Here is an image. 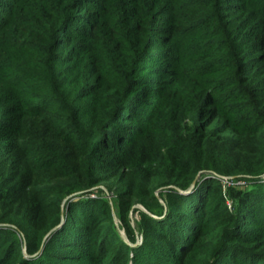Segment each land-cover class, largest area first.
Listing matches in <instances>:
<instances>
[{"label": "trees", "instance_id": "1", "mask_svg": "<svg viewBox=\"0 0 264 264\" xmlns=\"http://www.w3.org/2000/svg\"><path fill=\"white\" fill-rule=\"evenodd\" d=\"M228 135L261 139L257 157L217 152ZM134 168L184 191L202 173L191 194H166L164 219L135 210V264H264V0H0V264H64L62 230L49 234L76 193L81 242L119 254L73 258L120 264L130 248L102 234H118L111 207L82 197L106 184L135 242Z\"/></svg>", "mask_w": 264, "mask_h": 264}, {"label": "rangeland", "instance_id": "2", "mask_svg": "<svg viewBox=\"0 0 264 264\" xmlns=\"http://www.w3.org/2000/svg\"><path fill=\"white\" fill-rule=\"evenodd\" d=\"M169 70H170V67H169L168 62L163 61L162 65L158 69V79H161L164 76V72L166 73V71H169ZM131 124L133 123L131 122ZM135 125H138V124L135 123ZM259 137H261V133H259ZM227 138H228V141H221V142L214 143L215 148H217L216 150L217 152L221 153V149H223L222 151L224 152L225 156H230V155H233L234 153L241 154V155H246L249 153L251 157L253 158L257 157L256 150H258L259 146L261 145V142H260L261 139H258L256 137V140H253L252 142H250L249 145H247L246 147L241 146V148L240 147L238 148L239 142H237L236 139H234L231 135H228ZM142 173L143 172L141 168H136V169L134 168V171L130 173L132 179H135V180L138 179L142 181V184H141L142 199L138 201V203L134 204L133 208L129 212L131 224L134 230L136 231V241L135 242H132L129 239L125 229L123 228V223L121 222L118 216L119 203H118L117 195L115 194V192H112L111 190H109L106 184L104 183L99 184L94 189H92L91 192L86 193L82 197V198L90 197V199L102 198L103 200H106L109 206L111 207L112 214L114 217V222L116 225V231L118 232V234L115 233V231L112 228H110L109 224L107 223L104 225V228H102V234H104V238L108 241V243H111L113 245H116L117 243L116 239L118 237H121L124 240V242H126V244L128 245V248H130L129 256L126 257L125 259H122L120 264H135L134 262L135 257L136 255L139 254L138 251L141 253V251L144 249L143 244L145 241V235L140 231L141 217L138 212H135V210L139 209L141 212L149 214L150 217H153L154 219H158V220L164 219L170 212V208L166 200V194L169 193L174 186L168 185V184L164 186L158 185L160 182H163V181L161 180L160 177H157V176L154 178H151L149 180L150 183L148 184V181L144 178V174ZM199 175L201 179L202 173H200ZM258 177L260 178V180L264 181V173L257 176L256 178ZM207 178H209V180L211 181L220 180L226 186H234V187H239V188H242V187L244 188L246 186L245 188L252 189L250 187L251 182L245 180L249 178L241 177L240 175H234L232 177H227V176L214 172V173H211V175L208 176ZM153 187L157 188L154 191V197H155L154 201L156 200V203H153V199L151 200V197L153 195L151 194V189H153ZM174 188L176 192L185 194L183 193L184 190L177 188V187H174ZM184 192H187L186 194L192 193L189 190L184 191ZM80 196L82 195L80 194ZM73 200L70 199L69 202ZM144 202H147V204L154 206L156 213L150 212L146 208V204H144ZM231 205H232V202H230V206ZM67 207L68 205L65 203L62 205V214H63L62 222L57 226L59 228L56 231H53V230L57 227H55L49 234L50 236L53 233L62 230L61 231L62 234H60L57 238L58 240L57 242L59 246L55 250L59 258V261L64 264H79L73 257L75 258L80 257L82 259L81 261H83V259H86L89 256L90 258H92V256H96L100 259H105V260L111 259L113 257H117L119 253L116 250H114L113 252L111 251L112 248L102 246V243L100 242H98L97 247L95 248L94 243L91 240V236L87 237V240H88L87 242L85 243L81 242L82 239H80L81 236L79 235L81 233V229L83 228H80V227L73 228L71 226L72 225L71 222L68 223L67 215L69 212V208ZM123 232L126 233V237L128 238V240L125 239ZM95 249L97 251H96V254L93 255L92 251Z\"/></svg>", "mask_w": 264, "mask_h": 264}, {"label": "water", "instance_id": "3", "mask_svg": "<svg viewBox=\"0 0 264 264\" xmlns=\"http://www.w3.org/2000/svg\"><path fill=\"white\" fill-rule=\"evenodd\" d=\"M199 179H200V175H199V176L196 178V180L193 182V184L191 185L189 191H191V192L193 191V189L196 187L197 182H198ZM183 193L186 194L187 192H184V191H183ZM77 195H79V193H76V194H73V195L69 196V197L64 201V203H66L69 199H72V198L76 197ZM58 228H59V227L55 228L53 231H56ZM123 235H124L125 239L128 240V238L126 237V233L123 232ZM25 253H26V255H28L27 252H26V249H25Z\"/></svg>", "mask_w": 264, "mask_h": 264}]
</instances>
